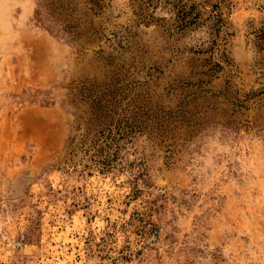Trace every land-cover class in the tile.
<instances>
[{"label": "rangeland", "instance_id": "obj_1", "mask_svg": "<svg viewBox=\"0 0 264 264\" xmlns=\"http://www.w3.org/2000/svg\"><path fill=\"white\" fill-rule=\"evenodd\" d=\"M0 264H264V0H0Z\"/></svg>", "mask_w": 264, "mask_h": 264}, {"label": "trees", "instance_id": "obj_2", "mask_svg": "<svg viewBox=\"0 0 264 264\" xmlns=\"http://www.w3.org/2000/svg\"><path fill=\"white\" fill-rule=\"evenodd\" d=\"M45 10V7L42 3H40V12L43 13ZM46 14V13H45ZM179 19H181L182 21V25L186 26L188 24H190L192 21L196 20V16H194L193 18L191 17L190 13H183L182 15H178ZM192 19L191 21L189 19Z\"/></svg>", "mask_w": 264, "mask_h": 264}]
</instances>
